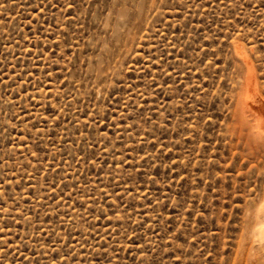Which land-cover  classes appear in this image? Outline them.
Returning <instances> with one entry per match:
<instances>
[{"label": "rangeland", "instance_id": "obj_1", "mask_svg": "<svg viewBox=\"0 0 264 264\" xmlns=\"http://www.w3.org/2000/svg\"><path fill=\"white\" fill-rule=\"evenodd\" d=\"M247 72L259 0H0V264L258 260Z\"/></svg>", "mask_w": 264, "mask_h": 264}, {"label": "snow or ice", "instance_id": "obj_2", "mask_svg": "<svg viewBox=\"0 0 264 264\" xmlns=\"http://www.w3.org/2000/svg\"><path fill=\"white\" fill-rule=\"evenodd\" d=\"M259 3L261 7H264V0H259ZM72 6H73L72 4L68 5V7H72ZM249 7H251V5H249ZM249 100L251 103L255 104L257 103L258 98L249 97ZM252 147L256 148L257 145L253 144ZM257 150L260 152L261 160L264 161V135H261V137L259 138V147ZM251 158L255 159V154H253ZM245 167L247 168V165H245ZM255 167L256 166L253 165L251 169L254 175L256 174ZM259 176H260V179H264V163H261V170H260ZM243 180H244V177L241 176V185L235 189V192L237 194V200L241 204H243L244 196L247 195V187H248L247 185L243 183ZM239 211L240 210L237 209V215H239ZM241 239L245 244L258 243L261 246L259 249V253H258L259 259L257 260L255 257H253L251 264H264V233H261L259 236H252V234L249 233L247 229H245V234H242ZM179 260L180 258L177 257L176 264H179ZM226 264H228V262H226Z\"/></svg>", "mask_w": 264, "mask_h": 264}, {"label": "bare ground", "instance_id": "obj_3", "mask_svg": "<svg viewBox=\"0 0 264 264\" xmlns=\"http://www.w3.org/2000/svg\"><path fill=\"white\" fill-rule=\"evenodd\" d=\"M242 49V48H241ZM237 53H239L238 51H236ZM240 55H241V53H240ZM240 57V56H239ZM246 57V56H245ZM243 58V57H242ZM244 59V58H243ZM245 61V60H244ZM246 65V64H245ZM255 77L253 76V74L252 73H248L247 72V76H246V83H245V88H244V95H245V99H244V97H242L243 99H244V102H245V106H248L249 108H251V110H254V109H256V110H258V112L259 113H261V115L262 116H264V104H262V103H259V102H257V103H255V104H253V103H251L250 102V100L248 99V97H253V98H256L255 97V95L257 94V92H255V91H257V90H255V87H254V82H255V79H254ZM260 94V93H259ZM260 97V96H259ZM258 98V97H257ZM261 100V99H260ZM261 102V101H260ZM260 114L258 115V116H261ZM261 116V117H262ZM263 118V117H262ZM261 118V119H262ZM259 130V129H258ZM257 133V132H256ZM261 135V134H260ZM264 202V201H263ZM262 202V203H263ZM262 206L261 207H259L260 208V211H258L259 212V217L261 218V222L259 223V225L257 226V228H256V231H257V233H258V235L257 236H259L261 233H264V203L263 204H261ZM259 210V209H258ZM257 212V213H258ZM256 231H254V232H256ZM259 245V244H258Z\"/></svg>", "mask_w": 264, "mask_h": 264}]
</instances>
